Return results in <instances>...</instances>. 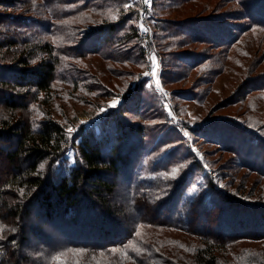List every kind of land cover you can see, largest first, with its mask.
<instances>
[{
    "label": "trees",
    "instance_id": "1",
    "mask_svg": "<svg viewBox=\"0 0 264 264\" xmlns=\"http://www.w3.org/2000/svg\"><path fill=\"white\" fill-rule=\"evenodd\" d=\"M59 1L56 13L64 5ZM192 1L173 2L177 8ZM231 1L238 12H227L219 17L221 21L201 27L215 38L213 45L220 42L228 49L238 46L240 37L257 24L250 16L258 13L264 21L260 9L264 0ZM20 2L24 8L17 7V0H0V224L4 228L0 264H264V203L244 198L241 182L231 193L220 189L217 178H207L206 188L183 198L193 168H184L175 177L167 175L170 169L185 166L186 158L179 165L132 174L137 150L146 139L144 126L128 123L123 115L129 104L138 107L134 95L124 109L111 111L72 138L53 117L35 118V107L51 102L61 68L58 56L63 54L59 51L56 56L54 45L36 39L37 28L49 33L48 25L27 19L42 15L33 3ZM103 3L106 6L99 12L109 17L108 12L119 10L113 0ZM45 4L42 0L40 11ZM91 8L82 7L89 14ZM73 15L61 12L63 19ZM108 22L106 17L85 38L90 55L100 57L125 36L111 23L106 26ZM163 32L169 39L176 37ZM82 56L79 52L76 58L83 60ZM206 126L203 134L215 132L213 125ZM232 129V135L231 130H220L218 141L210 142L239 159L238 167L260 176L255 186H262L264 135L243 127ZM226 135L239 143L254 142L259 149L244 160L242 146L227 143ZM70 150L75 154L72 165L66 158ZM32 217L40 223L34 225ZM37 227L57 231L59 241L54 242L50 232L39 235ZM32 238L45 242L35 248L29 243Z\"/></svg>",
    "mask_w": 264,
    "mask_h": 264
},
{
    "label": "rangeland",
    "instance_id": "2",
    "mask_svg": "<svg viewBox=\"0 0 264 264\" xmlns=\"http://www.w3.org/2000/svg\"><path fill=\"white\" fill-rule=\"evenodd\" d=\"M17 1V7L24 8L20 2L24 0ZM26 1L37 6L42 15L41 18L26 16L27 19L48 25L49 33L37 28L40 37L37 35L36 39L54 45L56 56L59 51L63 54L58 56L61 68L53 84L51 102L35 107L37 120L53 117L67 130L73 129L68 131L72 138L111 111L124 109L127 99L134 95L138 107L133 109V104H129V112L123 115L128 123L144 126L146 139L137 150L133 175L156 166L179 165L186 158L185 166L170 169L166 174L175 177L187 167L193 168L186 178L183 198L206 188L207 178H217L222 191L234 193L241 182L244 198L261 199L264 203V191L260 192L264 184L255 186L262 178L238 167L239 159L210 142L218 141L216 134L222 129L231 130L232 135V127L264 135V21L258 13L250 16L257 24L240 37L238 46L228 49L220 42L213 45L215 38L201 27L207 29L211 23L221 21L219 17L227 12H238L239 7L231 0H195L177 8L174 0H151L150 6L143 0H113L119 10L108 12L111 17L99 12L106 6L104 0H75L74 4L60 0L64 5L57 13L54 9L58 0H44L46 8L41 11L42 0ZM86 4L91 5L92 14L82 9ZM65 10L74 12L75 16L63 19L61 12ZM113 12H118L117 17L112 16ZM105 16L109 20L106 26L111 23L125 36L119 43L113 40L110 46L113 49L104 50L100 57L90 55L85 38L102 25ZM60 25L64 27L60 29ZM167 30L176 37L167 38L169 35L163 32ZM94 45L100 48L99 43ZM79 52L83 60L76 58ZM152 57L157 64L155 70ZM146 72L150 75L145 76ZM113 100L117 101L115 107L110 106ZM207 124L216 128L214 133L201 132L209 127ZM227 138V143L242 146L244 160L259 149L254 142L239 143L232 136ZM66 158L69 164H74L72 150ZM251 190L254 196L250 198ZM32 219L34 225L40 223ZM35 232L39 235L50 232L54 242L59 241L60 233L50 227L46 232L37 227ZM39 242L45 240L32 238L29 241L35 248ZM1 255L0 250V258Z\"/></svg>",
    "mask_w": 264,
    "mask_h": 264
},
{
    "label": "snow or ice",
    "instance_id": "3",
    "mask_svg": "<svg viewBox=\"0 0 264 264\" xmlns=\"http://www.w3.org/2000/svg\"><path fill=\"white\" fill-rule=\"evenodd\" d=\"M143 2L146 5H149V6L151 5V0H143ZM125 7H130V5H125ZM141 28H143V25H141ZM145 31H147V29H145ZM151 59L153 60V70H155V68L157 67V64L155 63V57H152ZM33 63H35V61H33ZM153 74H154V71H153ZM149 75H150V73H147V72L145 73V76H149ZM149 87H151V85H149ZM157 87L160 88L159 81H157ZM160 90L163 91L162 88ZM116 103H117V101L113 100V102L110 106L115 107ZM101 111H104V110L102 109ZM169 114L171 115V112ZM173 119H175L174 116H173ZM68 131L71 132V131H73V129L69 128ZM41 168H43V165H41ZM176 171H178V170H176ZM21 195H23V192H21ZM3 231H4L3 225L0 224V240H2L4 238L3 237Z\"/></svg>",
    "mask_w": 264,
    "mask_h": 264
}]
</instances>
